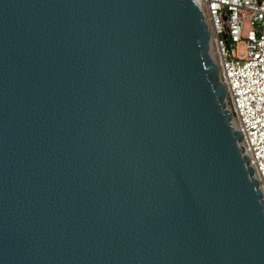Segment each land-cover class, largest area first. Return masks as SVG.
Instances as JSON below:
<instances>
[{"label": "water", "instance_id": "obj_1", "mask_svg": "<svg viewBox=\"0 0 264 264\" xmlns=\"http://www.w3.org/2000/svg\"><path fill=\"white\" fill-rule=\"evenodd\" d=\"M225 94L199 0H0V264H264Z\"/></svg>", "mask_w": 264, "mask_h": 264}, {"label": "built area", "instance_id": "obj_2", "mask_svg": "<svg viewBox=\"0 0 264 264\" xmlns=\"http://www.w3.org/2000/svg\"><path fill=\"white\" fill-rule=\"evenodd\" d=\"M199 1L227 108L264 198V0Z\"/></svg>", "mask_w": 264, "mask_h": 264}]
</instances>
